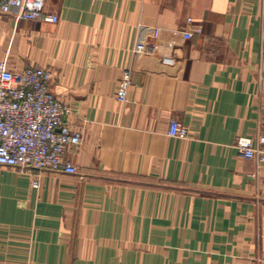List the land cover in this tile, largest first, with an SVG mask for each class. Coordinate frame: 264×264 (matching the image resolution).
<instances>
[{
    "label": "crops",
    "instance_id": "1",
    "mask_svg": "<svg viewBox=\"0 0 264 264\" xmlns=\"http://www.w3.org/2000/svg\"><path fill=\"white\" fill-rule=\"evenodd\" d=\"M45 8L59 20L0 14V63L50 67L84 141L67 154L77 173L0 165V264H264V164L235 145L264 134V0ZM143 27L169 70L142 66Z\"/></svg>",
    "mask_w": 264,
    "mask_h": 264
},
{
    "label": "built area",
    "instance_id": "2",
    "mask_svg": "<svg viewBox=\"0 0 264 264\" xmlns=\"http://www.w3.org/2000/svg\"><path fill=\"white\" fill-rule=\"evenodd\" d=\"M45 4L46 0H0V14H12L22 20L57 22L58 14L48 12ZM146 28L141 29L134 45L137 55L148 54L150 41L143 35ZM149 29L150 37L158 39L160 28ZM192 37L191 29L183 32L184 40ZM131 74L130 68L124 69L117 92L120 102L127 101ZM53 76L54 71L46 66L31 65L15 71L0 63V165L32 174L35 170L78 172L67 154L81 146L84 135L72 128L67 119L71 109L51 90ZM168 132L177 137L189 135V129L177 117L171 119ZM235 145L242 157L264 164V134L238 138ZM39 185L36 177L32 186Z\"/></svg>",
    "mask_w": 264,
    "mask_h": 264
},
{
    "label": "water",
    "instance_id": "3",
    "mask_svg": "<svg viewBox=\"0 0 264 264\" xmlns=\"http://www.w3.org/2000/svg\"><path fill=\"white\" fill-rule=\"evenodd\" d=\"M140 62L143 67L150 70H155V71L169 70V66L164 64L163 61L157 56L142 54L140 57Z\"/></svg>",
    "mask_w": 264,
    "mask_h": 264
}]
</instances>
